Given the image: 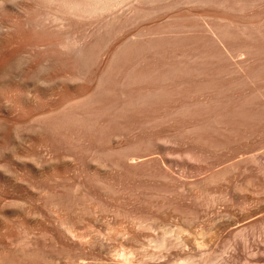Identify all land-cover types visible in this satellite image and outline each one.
I'll return each instance as SVG.
<instances>
[{"label":"rangeland","instance_id":"obj_1","mask_svg":"<svg viewBox=\"0 0 264 264\" xmlns=\"http://www.w3.org/2000/svg\"><path fill=\"white\" fill-rule=\"evenodd\" d=\"M3 1L8 3V0H0V8ZM115 3L113 8L101 9L94 17H83L85 21H94L85 30L84 46L98 37L104 39V51L116 50L121 44L124 46L125 41V45L152 52L226 50L223 51L226 63L238 64L242 69L257 66L264 70V52H259L264 51V36L257 38V34L264 31V0H116ZM48 6H37L41 19L52 17L56 11L55 5ZM7 17L13 20L17 15ZM218 31L220 35L215 36ZM223 32L230 35L225 36ZM253 35L257 40L252 39ZM164 64L159 62L162 71L167 68ZM260 77L258 100L264 102V73ZM242 83L237 90H230L216 100L206 94L189 92L180 85V88L169 89L171 94L154 103L147 112L135 110L134 115L124 117H114V112L105 113L100 118L97 139L93 141L87 134L83 138L85 149L77 172L68 173L64 179L54 177L49 191L42 193L38 183L31 188L15 182L17 190L9 184L3 186L0 193L3 203L14 198L10 209L18 211L20 219L29 222H12L0 228V264H161L163 259L158 258L161 234L167 227L177 228L178 212L197 211L199 224L203 225L222 211L220 205L212 208L208 205V192L215 189L217 182H211L207 174L222 170L231 161L227 156L220 158L227 146L240 149L243 155L261 151L257 133L249 132L251 117L248 116L255 106H252L253 100L249 101L253 97L252 86L247 79ZM210 95L215 99L214 94ZM223 101L225 107L220 103ZM232 101L237 103L230 104ZM234 104L244 110L242 119L230 116L231 111L224 113L238 109ZM127 123L132 128L127 137L121 134L119 140H113V133L121 132ZM167 138L174 140L170 154L175 156L190 152L203 160L201 150L210 155V159L203 160L207 167L198 162L204 166L202 173H196L189 164L170 165L165 150L151 140ZM227 140L229 143L222 148V142ZM122 147L128 149L135 160L115 164L116 150ZM20 189L30 190L34 196L21 197ZM263 223L264 218L255 225L253 235L249 233V240L244 243L236 240L229 248L226 236L208 240L207 234L198 235L199 239H206L205 246L199 247L193 241L194 234L184 231L181 234L186 242L183 250L171 247L167 249V257L175 260L191 252L200 264H258L259 260L251 254L258 246L264 247ZM255 229L258 230L254 232Z\"/></svg>","mask_w":264,"mask_h":264},{"label":"bare ground","instance_id":"obj_2","mask_svg":"<svg viewBox=\"0 0 264 264\" xmlns=\"http://www.w3.org/2000/svg\"><path fill=\"white\" fill-rule=\"evenodd\" d=\"M28 1L34 4L31 5ZM115 2L116 0H8L7 4L4 1L1 3L6 5H1L0 8V193L7 184L17 190L15 182L25 183L31 188L38 183L39 192L42 193L49 191L54 177L64 179L68 173L77 172L85 149L83 138L87 134L93 141L97 139L100 118L105 113L114 112V117H124L134 115L135 110L147 112L154 103L163 101L171 94L169 89L180 88V85H184L189 92L206 94L210 99L216 100L230 90H237L245 83L242 81L247 79L253 94L249 101L253 100L252 106L255 105L251 116H248L251 117L249 132L257 133V142H260L258 148L261 151L243 155L240 149L227 146L224 150L226 153L221 154L220 158L227 156L231 161L222 170L209 168L212 171L207 174L211 182H217L215 189L208 192V205L211 208L220 205L222 211L203 225L199 224L200 214L197 211H180L177 228L164 227L161 234V249L158 254V258L163 259L161 264H200L191 252H186L184 257L175 260L168 259L167 249L180 247L182 251L186 245L182 232L193 233V241L199 247L204 245L206 239L201 240L198 235L207 234L208 240L226 236L225 243L229 248L237 241L244 243L249 240V233L253 235L255 225L264 218V102L258 100L259 78L264 70L257 66L242 69L237 63V66L226 63L223 52L226 50L194 53L193 50L165 52L162 49V52H152L125 45V41L124 46L121 44L116 50L104 51V39L98 37L84 46L85 30L94 21H85L83 17H94L101 9L113 8L117 5ZM44 5L51 8L55 5L56 11L54 10L52 17L41 19L36 9L37 6ZM10 14L17 15V18L10 20L7 17ZM107 27L109 29V25ZM219 32L215 36L220 35ZM259 35L264 36L263 29L257 34V38ZM254 37L250 36L256 39ZM255 49L257 52L261 50ZM257 60L258 58L255 61ZM159 62L165 63V71H162ZM191 62L201 63L194 65ZM210 94H214L215 99ZM234 102L236 101L229 103ZM220 103H223V107L226 106L224 101ZM235 106L238 109L224 113L231 111L230 116L242 119L244 110L242 107L239 109L240 105ZM131 130L127 123L121 132L113 133L112 139H118L121 134L127 137ZM151 140L165 150V158L170 165L178 162L189 164L195 172L202 173L207 165L203 162L210 159V155L202 150L204 161L190 152L175 156L170 154L171 149H174L173 139ZM222 143V148H225L229 140ZM194 149L195 147L192 150ZM116 152L115 164L135 160L124 147ZM105 155H109V152ZM198 162H202L204 166ZM220 182L228 185H220ZM19 191L21 197L34 196L30 190ZM6 202L7 207L0 195V228L4 224L11 225L12 222H29L21 220L18 211L10 209L15 202L14 198ZM196 227L199 229L196 230ZM256 230L258 229L254 232ZM251 255L259 260L258 264H264V247L258 246Z\"/></svg>","mask_w":264,"mask_h":264}]
</instances>
